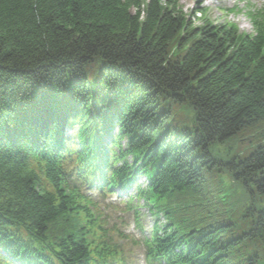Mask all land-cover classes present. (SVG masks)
Listing matches in <instances>:
<instances>
[{"label":"trees","instance_id":"16d2710c","mask_svg":"<svg viewBox=\"0 0 264 264\" xmlns=\"http://www.w3.org/2000/svg\"><path fill=\"white\" fill-rule=\"evenodd\" d=\"M241 42L223 26H194L170 0H0V252L19 256L28 242L12 238L15 219L60 241L62 264L100 253L75 219L79 202L46 192L29 165L39 126L56 141L75 116L84 147L120 125L126 170L127 155L148 152L138 169L152 165L150 194L175 199L182 229L199 230L197 264H264L263 41ZM248 131L258 146L246 158L217 153L240 137L253 146ZM45 169L59 187L54 164ZM223 174L251 194L242 206Z\"/></svg>","mask_w":264,"mask_h":264},{"label":"rangeland","instance_id":"374dc122","mask_svg":"<svg viewBox=\"0 0 264 264\" xmlns=\"http://www.w3.org/2000/svg\"><path fill=\"white\" fill-rule=\"evenodd\" d=\"M179 1V5L183 8L185 14H187L189 16L190 19L193 20V16L195 11H193V9L198 8L199 10H204L205 8H208V16L211 18V20L215 21L218 24H223L225 21L227 22H238L240 24L241 30L245 31V32H250L251 31V27L249 26V23L243 22L240 18H233L230 16H224L220 10L221 6L225 7V2L229 3V0H178ZM200 1H202V4H200ZM195 19L197 20H193L195 22L196 25H202V21L200 19H198L197 17H195ZM30 116V113H26V115L24 116V118H28ZM20 125V124H19ZM264 126V125H262ZM255 131H253L252 133L250 131L248 132H244L241 133L240 135H247L248 140L253 141L252 144L253 146L257 145V140L254 135ZM37 137V136H35ZM244 137H240L238 138L239 141L238 142H234L232 145H236V147H238L239 144H242V146L244 148L247 147L245 145L248 144V142L243 141ZM258 139V138H257ZM240 146V147H242ZM238 147V148H240ZM247 152V151H246Z\"/></svg>","mask_w":264,"mask_h":264},{"label":"bare ground","instance_id":"6f19581e","mask_svg":"<svg viewBox=\"0 0 264 264\" xmlns=\"http://www.w3.org/2000/svg\"><path fill=\"white\" fill-rule=\"evenodd\" d=\"M52 122H55V120L53 119ZM97 127H100V126H97ZM47 139H49V138H47ZM146 166H148V165H146Z\"/></svg>","mask_w":264,"mask_h":264}]
</instances>
